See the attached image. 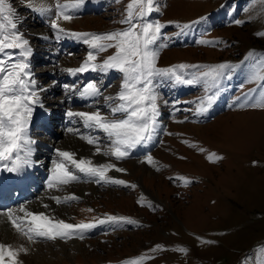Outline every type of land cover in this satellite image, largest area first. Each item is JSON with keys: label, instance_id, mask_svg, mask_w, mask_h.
Here are the masks:
<instances>
[{"label": "rangeland", "instance_id": "rangeland-1", "mask_svg": "<svg viewBox=\"0 0 264 264\" xmlns=\"http://www.w3.org/2000/svg\"><path fill=\"white\" fill-rule=\"evenodd\" d=\"M29 1L11 0V3L18 14L27 16L19 15L22 18L20 29L25 34L28 32L25 37L31 39L34 51L29 63L41 84L49 79L45 76L47 70L53 69L58 76L62 73L58 70L59 64L50 60L53 57L50 52L39 50L50 42L35 39L38 34H30L44 27L35 28L40 21L38 14L34 18L28 17L32 15L26 6ZM94 1L91 5L99 2ZM113 1L110 3L113 8H107V5L102 8L101 13L105 14L91 10L74 15L77 18L70 23L79 32L89 33H106L126 27L119 23L114 29L107 28L123 19L122 9L125 15L129 3V0H119L120 8L116 5L117 0ZM162 1L157 3L156 0L160 4L159 11L149 17L166 24L157 43L168 46L159 49L157 67L201 66L184 69L186 78L193 74L198 76L222 63L234 67L225 70L226 75L217 80L214 87L211 81L201 80L185 91L180 84L158 79L160 125L154 133L155 141L147 150L129 154L121 160L93 154L95 146L87 151L91 156L93 154V159L100 160L101 157L102 163H113L116 168L124 169L122 172L111 169L107 175L126 183L96 185L95 180L89 179L86 185L75 182L77 186L66 188L71 194L79 191L83 194L82 189H85L84 197L66 204L69 205L66 210L70 223L96 225L100 218L112 215H123L127 219L122 221L124 223L97 224V229L102 226L101 230L96 233L92 232L94 227L90 229V239L87 236L81 238L79 234L62 238L68 240L63 242L38 240L43 243L42 248L21 236L22 241L25 238V248L29 249L23 256L24 264H27L26 258L33 256L40 264H124L142 256L147 257L142 264H256L257 257L264 258V108L241 106L255 102V98L264 92V87H258L259 81L249 82L252 73L258 71L264 61V35H260L264 33V0ZM50 3L55 1L49 0ZM238 20L242 23H235ZM193 21L197 23L192 24ZM177 23L192 26L182 32ZM69 39L63 41L67 44L63 48L74 60L68 54L62 55L66 57L65 62L68 60L65 65H80L87 55L81 56L84 51L79 52V48L73 51L74 47L68 43L76 41ZM114 52L115 49L110 48L107 53H100L97 62ZM72 60L74 63H69ZM122 78L120 72L110 70L108 73L96 72L86 80L83 74H77L76 82L78 88L90 81L100 85L102 96L94 100L97 103L93 108H100L107 114L104 96H114L120 90ZM69 81L71 83L73 79ZM209 89L215 95L214 102L206 112L198 113V102L209 94ZM59 102L55 108L60 106ZM87 108L82 110H93ZM40 131L44 129L39 124L31 132L39 138L44 137ZM96 135L104 148L109 143L105 135L99 131ZM70 137L60 135L56 141L58 145L63 144ZM41 142L43 145L48 141ZM210 154H214L211 161L208 159ZM148 156L152 157V163L146 159ZM150 164L154 167L150 168ZM43 194L35 198L40 196L39 200L45 201ZM95 213L97 219L89 220ZM108 226H113L112 230L103 233ZM1 228L8 233L15 229L7 213L0 217ZM75 237L79 239L75 240ZM179 248L187 251H178Z\"/></svg>", "mask_w": 264, "mask_h": 264}, {"label": "snow or ice", "instance_id": "snow-or-ice-1", "mask_svg": "<svg viewBox=\"0 0 264 264\" xmlns=\"http://www.w3.org/2000/svg\"><path fill=\"white\" fill-rule=\"evenodd\" d=\"M84 2L85 0H64L61 3V0H55L54 4H48L44 0L39 3L31 0L26 6L31 11L49 18V26L54 30L57 41L72 38L88 47L89 51L82 64L64 71L73 76L88 71L108 73L110 70L122 74L120 90L114 96H104L108 108L107 114L100 108H96L95 111L69 110L66 113L69 118L79 117L84 128L89 130L87 133H79L77 130V134L86 143L95 146V154L114 156L116 160H121L128 157L137 146L147 144L153 139L157 129V117L160 114L159 95L156 91L158 79H167L176 84H193L204 80L206 83L211 81L214 87L217 80L226 75L225 70L234 67L228 63L211 66L208 71L200 72L198 76L193 74L191 79L186 78L183 70L201 66L180 64L167 68L157 67L159 49L168 45L157 43L161 40L162 30L166 24L149 19L153 12L159 11L156 0H129L124 18L119 21L126 27L121 29L106 33H89L64 28L61 21L70 22ZM194 23L197 21L192 22ZM235 23L239 24L242 21L238 20ZM21 24L22 20L11 0H0V167L13 173H19L32 164V145L35 141L30 137L29 124L34 106L39 104L43 107L39 96L43 89L37 88V81L30 69L29 58L33 54V49L30 41L20 30ZM192 24L177 23L176 26L183 32ZM110 48H114L115 52L101 62H97L99 54ZM257 81H259L258 87H264V61H261L259 70L254 71L249 80L253 83ZM64 87L84 100H94L102 96L101 87L95 81L84 84L82 88L74 85H64ZM214 99L215 95L209 89V94L199 100L197 112H206L207 108L212 106ZM241 106L264 108V92L255 98V102ZM69 131L74 130L69 129ZM96 131L102 132L109 142L103 149L100 146L99 136L92 134ZM56 151L58 159L53 161L47 183L49 189H58L61 185L78 181L79 174L94 178L96 183L119 185L126 183L107 175L109 170L116 168L113 163L94 164L90 158L77 159L74 152L59 149ZM213 155H209L210 161ZM216 158L220 159V157ZM146 159L152 163L151 156ZM116 170L124 171L122 168ZM52 199L61 203L78 197L73 194L69 197H52ZM6 212L15 230L28 240L34 237L68 238L74 233L80 234L82 238L86 230L96 226L94 223L72 224L64 220L53 222L44 212H31L23 206L18 209V212L23 213L22 216L17 215L10 208ZM126 219L116 216L107 217V221L110 222ZM105 222V220L98 221V223ZM127 222L135 223L131 220ZM177 250L187 251L184 248ZM21 252L26 253L27 248L22 245L14 248L10 244L0 242V264H22L18 260ZM146 258L143 256L133 258L124 264H142ZM256 264H264V258L257 257Z\"/></svg>", "mask_w": 264, "mask_h": 264}, {"label": "bare ground", "instance_id": "bare-ground-1", "mask_svg": "<svg viewBox=\"0 0 264 264\" xmlns=\"http://www.w3.org/2000/svg\"><path fill=\"white\" fill-rule=\"evenodd\" d=\"M29 1V0H28ZM49 2V0H47ZM47 1L44 0L45 3H48ZM55 1V0H54ZM99 2H96L94 5L92 4H89V0H85L84 4L80 7V9L74 14V15H79V14H82L83 12H88L89 10H92L94 12H98V13H101L103 10L102 8L104 7V5H107L106 3H101L102 0H98ZM21 2V1H20ZM30 2V1H29ZM41 2V0H36V3H39ZM93 2H95L93 0ZM27 4V3H26ZM51 4V3H50ZM53 4V3H52ZM29 9V8H28ZM32 15H28V17L30 18H34V15L37 14L35 12H31ZM29 14V13H28ZM18 15H21V14H18ZM23 18L24 17H27V16H23L21 15ZM38 17L40 19L39 24L36 25L35 28L39 27V26H42L44 27V29L37 31L36 29V32L35 33H31L30 34H38L37 36H35L36 38L35 39H40V40H45V41H48V42H51L49 46V48L45 47L42 51L45 50V52H50V54L53 56V62L57 59V63L59 65H64L63 63L65 62L63 59L66 58L64 56L63 59L59 58V54H60V49L62 50V48L66 45V43H64L63 41L66 40V38H63L59 41H57L55 39V33H54V30L53 31H49V30H46L48 28H50V26L48 25L49 23V18L47 16H41L38 14ZM76 17V16H74ZM20 19H22L20 17ZM36 19V18H35ZM34 20V19H32ZM61 24L64 28L66 29H70V28H73L72 24L70 22H67V21H61ZM33 27V26H32ZM30 27V28H32ZM24 28V27H23ZM29 29V28H28ZM51 29V28H50ZM21 30V29H20ZM22 31V30H21ZM27 32V31H26ZM43 32V33H42ZM24 33V32H23ZM28 33V32H27ZM26 33V34H27ZM45 33V34H44ZM49 34V35H47ZM28 38V37H27ZM29 39V38H28ZM72 39V38H71ZM30 40V39H29ZM74 40V39H72ZM76 41V40H75ZM42 42V41H41ZM64 44L63 46L61 47H58V45H62ZM83 43H80V42H77L76 43H73L72 44V47L74 48H79L81 49V45ZM42 46V45H41ZM43 48V47H42ZM41 48V49H42ZM49 50V51H48ZM82 50V49H81ZM58 51V52H57ZM62 53L64 54V49L62 50ZM46 55V54H45ZM48 56V55H47ZM85 60V59H84ZM83 60V61H84ZM82 61V62H83ZM52 62V63H53ZM81 62V64H82ZM74 63V62H73ZM55 64V62L53 63ZM57 64V65H58ZM80 64V65H81ZM56 65V64H55ZM67 65V64H66ZM79 65V66H80ZM51 66V65H50ZM70 66H76V64H73V65H70ZM53 67V66H52ZM78 67V66H77ZM51 68V67H50ZM70 68V67H68ZM67 68V69H68ZM31 69V67H30ZM57 69V68H56ZM35 71V70H34ZM31 72L33 73V71L31 70ZM58 72V71H57ZM60 72V71H59ZM46 75L51 77L53 80L52 82L48 85V84H43L42 85V89H46V90H49V91H53V89H57V88H60L62 90V85H61V81L60 79L58 78L56 72L53 70V69H49L47 70L46 72ZM93 73H96V72H92V71H88V72H85L83 73V76L85 77H90ZM63 74V73H62ZM34 75V78L35 80L37 81V76L35 73H33ZM68 77H70L71 79L74 78L75 76L73 75H70L68 72L66 74ZM39 78V77H38ZM43 78V77H42ZM192 77H189V79H191ZM65 81V85H67V80H64ZM40 82V81H39ZM43 82V81H42ZM39 85L38 84V81H37V88H39ZM182 85V89H186L189 84H180ZM191 85V84H190ZM69 86H73V85H69ZM76 86V85H74ZM40 89V88H39ZM65 91H68L67 89H65ZM40 96V101L43 105V107H41L39 104L38 105H35L34 106V109H33V113H32V117H31V121H30V124H29V134H30V137L35 141V143L32 145L33 147V155L31 157V160H32V164L30 166H26L24 169H22L21 171L23 172L22 174H24V178L27 182V185H28V189L26 190H18L17 193H16V196L19 195V196H22L24 194H27V201L26 202H22L20 205H11L10 206V209L16 211V213L18 215H23V213H20L18 212V209L23 206L26 210L28 211H31V212H44L47 216H49L50 218H52L53 222L57 221V220H64L66 223H70L69 219H70V216L67 215V210H66V207H69L67 206L66 204H68L71 200L67 201V202H61V203H57L54 199H52V197H61V198H64V197H69L73 194L71 193H67V190L66 188L68 187H72L75 185V183H70V184H67V185H61L58 189L54 188V189H49L47 187V183H48V179H49V175H50V172H51V169L53 168V161L54 160H57L58 157H57V149L61 150V151H70V152H74L76 154V158L79 159L81 157H86V158H90L92 160V162L94 164H102V159L100 157V160H97V161H93V154H95V152L93 151V154L91 156V154L87 153V151L89 150V148H91L92 146L94 145H90L88 143H86V141L84 139H81L80 138V135L77 134V130L79 133H84V131L86 130L85 128L84 129H81V128H76V127H70L71 126H75L76 124H80V123H76L77 119L79 117H73V118H69L66 113L71 110L73 112H77V111H84L82 109H79V110H74V109H71L70 107H65V108H60L57 107V103L59 100L61 102H59L60 104L59 105H62L63 103H65L64 101L66 100H75V101H79V102H89L90 104H93L92 103V100H84V99H81L79 96L77 97H70L72 96V94H68V95H65V96H61L58 100H54L55 102H50L51 107H46V101L45 99L43 98V94H39ZM69 96V97H68ZM101 97V96H100ZM95 100V99H94ZM88 109V108H87ZM93 109V108H92ZM88 111H95L94 109L93 110H88ZM102 111V110H101ZM54 116V117H52ZM55 118V124H57V126L59 127V129L61 130V132H63L64 134V130H65V126H69L70 128L69 129H73L74 131H71L73 133V136L71 135L70 138L66 139V142L63 143V144H59L58 145V142L57 144H54L53 141H52V138L54 136H56V132L54 131H51V140L49 138H46V139H41L39 137H35L32 135V132L31 131V125L32 124H38V123H42V122H45V121H49V118ZM159 117H157V126L160 125V121L158 120ZM59 120V121H58ZM61 121V123H60ZM83 124V123H82ZM65 125V126H64ZM162 125V124H161ZM158 133V132H157ZM93 134V133H92ZM94 135V134H93ZM68 136V135H67ZM156 139V135L154 134L153 136V139L151 141H149L147 144H142V145H139L137 146V148L135 150H132L130 152V154H134V153H137V152H142V151H145L147 150L148 146L151 145L153 143V141H155ZM40 141V142H39ZM41 141H48V142H44L43 145H42V142ZM39 147H43V148H47V151H44V150H40ZM105 147V146H104ZM108 158V157H107ZM156 166V165H155ZM154 167V166H153ZM151 168V167H150ZM6 170V169H5ZM146 170V169H145ZM151 169H148V171H150ZM151 172V171H150ZM1 175V174H0ZM80 175V179L78 180L79 182H82L83 185H86V181L88 178V176L84 175V174H79ZM18 175H15V176H12L10 177L9 180H3L1 179V176H0V195H2V191H5V193L7 194V192L13 187L15 186L16 184V181L18 180ZM94 179V178H93ZM95 180V179H94ZM45 183H44V182ZM6 183H8V185L6 186ZM30 184H36L33 188L30 187L31 185ZM100 184H103L102 182ZM37 186V187H36ZM44 187L46 186V190H44V194L43 196H45V201H43L42 199L39 200V197L35 198V196H38L40 194V191L42 189H40V187ZM77 186V185H76ZM83 187V186H82ZM36 188V189H35ZM80 190V189H79ZM83 190V194L80 193H77V194H74L76 197H84L85 196V193H84V188L82 189ZM64 191H66V193H63ZM82 192V191H81ZM46 193V195H45ZM7 199L10 200V197L7 196ZM15 199V198H14ZM74 200V199H73ZM42 201V203H40ZM45 205H47V207H45ZM50 205H52V207L50 208ZM17 208V210H16ZM7 210V208L5 209ZM6 213L4 214H1L0 213V217L4 216ZM69 214V213H68ZM103 219H106L107 218H103ZM102 219V220H103ZM108 222V221H106ZM103 223V224H107V223ZM100 224V223H98ZM98 225H96L94 227V231L92 232H100L101 230V227H99L97 229ZM106 230V229H105ZM104 230V231H105ZM6 231V232H5ZM3 228L0 229V242H3L5 244H10L12 245L14 248H18L20 247L21 245L25 247L23 241L25 242V238L23 239V241L21 240V234H19L15 229L13 232H10L8 233L9 231L8 230H5ZM89 230H86L84 233H83V236H87L86 238L90 239L89 236L91 237V235H88ZM94 234V233H93ZM79 234L77 233H74L72 234V236H77ZM56 239H58L59 241L63 242V241H68V240H63L62 238L60 237H57ZM38 240L42 241V242H47V241H53L54 239H50V238H45V237H34V239H32V245L35 244L37 246H39V248H42L44 247L43 243H40V242H37ZM76 240V239H75ZM50 243H53V242H50ZM26 253H29V249H27V252ZM25 252H21L18 256V259L20 257V261L22 262V264H24V255L26 254ZM25 262L27 264H40L38 263V261L33 257L31 258H26L25 259Z\"/></svg>", "mask_w": 264, "mask_h": 264}]
</instances>
